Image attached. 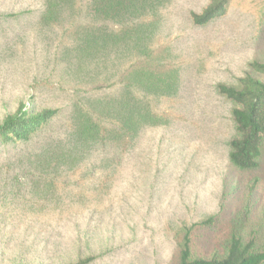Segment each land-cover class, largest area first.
Instances as JSON below:
<instances>
[{"label":"rangeland","instance_id":"obj_1","mask_svg":"<svg viewBox=\"0 0 264 264\" xmlns=\"http://www.w3.org/2000/svg\"><path fill=\"white\" fill-rule=\"evenodd\" d=\"M208 2L174 0L163 13L156 56L161 68L178 69L180 80L177 94L157 109L166 125L139 135L109 170L91 160L72 172L58 187V207L47 201L50 209L28 214L25 193L7 203L0 197V264H65L78 254L98 255L93 264H178L182 225L217 214L214 227L192 233L193 249L209 255L221 248L253 186V216H261L264 153L253 170L230 163L231 104L216 86L236 84L251 61L264 60V0H232L224 17L195 27L190 10ZM44 5L0 0V120L20 100L28 109H60L50 132L35 143L40 149L64 134L76 102L99 95L72 76L75 70L68 72L76 66L68 62L72 25L43 24ZM117 61H106V74L121 70V77L134 63Z\"/></svg>","mask_w":264,"mask_h":264},{"label":"trees","instance_id":"obj_2","mask_svg":"<svg viewBox=\"0 0 264 264\" xmlns=\"http://www.w3.org/2000/svg\"><path fill=\"white\" fill-rule=\"evenodd\" d=\"M173 1L45 0L40 21L49 26L67 22L73 28L70 43L74 49L68 62L74 60L76 66L68 72L75 70L72 76L99 95L76 102L70 126L64 134L49 138L41 149L34 145L50 132L60 109H28L20 100L16 110L0 120L2 200L7 203L25 193L27 206L22 208L35 215L52 204L58 207V187L68 182L72 172L91 160L109 170L119 154L133 149L139 135L166 125L168 121L157 109L164 99L177 94L179 71L161 68L154 44L163 13ZM231 1L209 0L201 11L190 10L191 23L204 27L224 17ZM111 60L122 62L121 67L134 63L119 77L121 70L117 76L115 72L106 74L105 63ZM117 79V87L125 92L123 99L117 94L119 89L115 90ZM216 91L231 104L234 132L227 143L230 163L240 170L258 168L264 153V60L251 61L236 84H218ZM100 151L113 156H97ZM253 190L254 186L246 193L244 206L221 248L209 255L193 249L192 233L196 227H214L217 214L182 225L176 234L178 264H264V210L254 218ZM47 201L52 203L49 208L43 206ZM97 258L96 254H78L65 264H93Z\"/></svg>","mask_w":264,"mask_h":264}]
</instances>
